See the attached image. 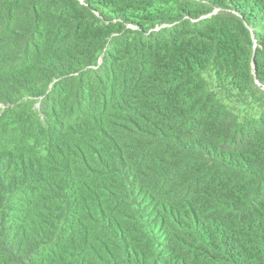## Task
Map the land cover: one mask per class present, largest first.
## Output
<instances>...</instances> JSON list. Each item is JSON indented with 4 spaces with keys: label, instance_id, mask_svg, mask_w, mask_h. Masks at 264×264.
<instances>
[{
    "label": "trees",
    "instance_id": "trees-1",
    "mask_svg": "<svg viewBox=\"0 0 264 264\" xmlns=\"http://www.w3.org/2000/svg\"><path fill=\"white\" fill-rule=\"evenodd\" d=\"M0 264H264V0H0Z\"/></svg>",
    "mask_w": 264,
    "mask_h": 264
}]
</instances>
